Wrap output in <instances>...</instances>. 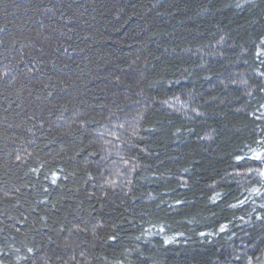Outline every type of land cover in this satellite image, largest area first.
<instances>
[{
	"label": "trees",
	"instance_id": "obj_1",
	"mask_svg": "<svg viewBox=\"0 0 264 264\" xmlns=\"http://www.w3.org/2000/svg\"><path fill=\"white\" fill-rule=\"evenodd\" d=\"M0 264H264V0H0Z\"/></svg>",
	"mask_w": 264,
	"mask_h": 264
}]
</instances>
